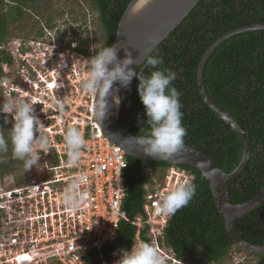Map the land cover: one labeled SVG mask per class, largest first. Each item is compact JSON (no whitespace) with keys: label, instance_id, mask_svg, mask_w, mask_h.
<instances>
[{"label":"trees","instance_id":"obj_1","mask_svg":"<svg viewBox=\"0 0 264 264\" xmlns=\"http://www.w3.org/2000/svg\"><path fill=\"white\" fill-rule=\"evenodd\" d=\"M28 1L34 5L40 3L41 10L37 9L33 13L24 11L23 6ZM131 1H70L77 8L78 17L74 19L75 22L84 25L87 34L80 40L79 33L73 30L76 38L68 41V48L92 57L97 54L96 50L114 45L118 25ZM5 7L9 11H5ZM55 9L47 0H0V44L5 46V50L0 52V105L9 99L3 92V80L14 82L13 77L18 76L7 43L9 23L23 17L31 23L36 15L41 16L46 25L37 23L31 27L32 35L25 36L26 39L35 40L39 34L38 27L48 26L51 30L54 29V21L48 17L50 13L55 21L63 18V12H56ZM90 11L94 13L91 22L95 27L94 37L93 33H89L88 27ZM73 23L68 26L70 29ZM256 24H264V0H200L184 21L151 54L163 57L165 63L162 67L178 73L173 86L181 93L182 125L187 129L184 144L193 146L210 157L226 173H232L239 166L244 143L240 135L204 102L198 85V71L205 53L218 39L235 29ZM98 25L103 30L101 39L95 36ZM66 36L67 31H59L55 40L60 44L64 43ZM26 39L25 42L28 41ZM3 64L9 66V74L3 71ZM139 71L140 68L137 73ZM143 71L145 75H149L153 69L144 68ZM203 77L206 91L213 102L231 114L249 136V161L241 174L229 182L231 203H247L256 198L264 187V30L236 35L218 46L207 60ZM138 85L139 80L134 77L119 120L134 135L140 132V122L146 120V110L138 94ZM14 123L11 116L0 113V128L5 130L6 136ZM9 147L11 148L10 142ZM128 161V188L124 210L130 219H136L143 213L145 186L151 177L145 167L161 172L159 177L163 179L166 170L174 164L148 161L145 165L130 156ZM13 165L20 168L23 162L12 157L11 149L0 153V177L14 172L16 168ZM176 166L193 174L192 183L196 185V194L186 207L171 216L161 238V245L172 247L178 258L191 264H233L231 252L236 254L245 251L229 238L224 219L212 196L210 183L197 168L189 165ZM237 231L250 244L264 246V203L237 219ZM135 233L136 228L122 221L117 239L104 248L106 259L111 260L114 255H120V249L130 251ZM143 238L150 243L146 231ZM249 256L254 259L251 264H264V255ZM242 262L236 264H248ZM101 263L97 255L91 253L85 258L84 264Z\"/></svg>","mask_w":264,"mask_h":264},{"label":"built area","instance_id":"obj_2","mask_svg":"<svg viewBox=\"0 0 264 264\" xmlns=\"http://www.w3.org/2000/svg\"><path fill=\"white\" fill-rule=\"evenodd\" d=\"M3 50L5 46L0 44V52ZM10 54L19 63L20 80L4 79L3 92L8 98L24 93L23 98L34 105L37 116L49 127L51 145L46 153H41L39 161L41 165L48 160L47 171L29 185L0 194V210L7 219L3 221L6 229L0 234V264H84L91 253L97 255L101 264H116L120 255L108 260L104 248L117 239L123 220L136 228L133 246L146 242V231L150 243L164 256L165 264H187L172 247L161 245L171 216L158 214L156 208L160 193L184 180L191 182L192 174L173 167L163 183L155 180L153 189L147 191L143 213L131 220L123 210L127 155L96 122V98L81 88L87 67L82 62L74 64L91 57L68 48L65 42L60 44L50 32L42 41L16 43ZM61 57L65 66L59 68ZM3 71L10 73L7 64H3ZM54 96H67L66 115L61 116L52 106ZM68 126L78 127L88 141L78 168L66 165L63 136ZM81 173L88 174V182L79 190L87 191L89 199L81 210L70 212L63 202V193ZM14 191L17 195L12 196ZM241 255H235L237 262L244 261Z\"/></svg>","mask_w":264,"mask_h":264},{"label":"clouds","instance_id":"obj_3","mask_svg":"<svg viewBox=\"0 0 264 264\" xmlns=\"http://www.w3.org/2000/svg\"><path fill=\"white\" fill-rule=\"evenodd\" d=\"M150 2L151 0H138L133 8V13L140 12ZM70 40H64V42L68 44ZM148 41L150 44L156 45L158 37L154 35L149 36ZM73 47H76V45L73 44ZM96 51L97 54L91 58L76 60L74 63L82 62L87 67V75L82 81L81 88L83 92L96 98L93 111L96 122L101 124L107 116L108 102L106 97L114 95L120 90V88H116L113 92V85L118 82L120 87L129 88L135 77L139 80L138 94L146 110V120L140 122V132L135 136V141L147 156L155 157L159 160L172 158L184 146V138L187 135V129L182 125L181 93L173 86V82L178 78V73L170 68L162 67L165 61L163 57L158 55H149L140 67L139 73H137L130 67L131 65H136L138 62L131 52L125 50V58L119 59L118 52L120 48L115 44L104 46ZM61 61L62 63L58 66L59 68L65 66L63 64V57H61ZM144 68H151L153 71L149 75H145ZM23 96L24 93L21 92L19 96L6 99L0 105V113L11 115L15 121L12 129L7 131V136L5 135V130L0 128V153L8 152L10 142L12 157L22 161L24 171L28 172L34 166L38 170L40 169L41 165L39 161L41 153L48 151L51 140L48 135L49 127H46L37 116L34 105L24 99ZM67 103V96L63 99L54 96L51 100L52 106L61 116L67 114ZM115 104L117 107L120 104L118 96H115ZM63 142L67 156L66 165L78 168L84 155V149L88 143L83 132L76 126H68L65 129ZM128 157L127 155V160ZM173 167L180 168L174 164L166 170L163 179L159 175H155L152 170L146 169L151 174V177L149 183L145 186V200L148 189H153L155 186L154 181L163 183L169 170ZM127 180L126 186L128 188ZM192 181L184 180L173 188L160 193L156 212L172 216L182 207H186L196 194V185ZM87 182L88 174L81 173L74 177L66 187L63 193V202L68 211L75 212L81 210L86 204L89 199V193L79 189L81 185H85ZM3 221L4 219L2 218V225ZM119 252L120 259L116 261V264H165L164 256L149 242H141L134 245L130 251L120 249ZM183 261L191 264L185 260Z\"/></svg>","mask_w":264,"mask_h":264},{"label":"water","instance_id":"obj_4","mask_svg":"<svg viewBox=\"0 0 264 264\" xmlns=\"http://www.w3.org/2000/svg\"><path fill=\"white\" fill-rule=\"evenodd\" d=\"M199 1L151 0L140 12L133 13V8L138 0H132L122 16L116 32L114 44L120 48L118 58H125V50L131 52L138 62L136 65L134 64L130 67L137 72L146 58L184 21ZM258 30H264V24L235 29L218 39L205 53L198 71V85L204 102L217 116L240 135L244 143L242 160L232 173H226L210 157L187 144H184L182 149L168 160H159L158 158L145 155L135 141V136L137 135L127 131L119 121L129 88L120 87L118 82L113 85V92L116 88H120L119 92L106 97L108 113L100 124L105 135L111 141L119 145L128 156L140 160L145 165L148 161H154L175 165H189L197 168L210 183L212 196L219 213L224 219L225 229L229 238L236 246L252 255H264V246L253 245L245 241L237 231V219L248 215L264 203V187L256 198L247 203L240 205H233L231 203L229 182L237 178L247 165L251 153V143L248 134L231 114L222 110L210 98L204 85L203 72L208 58L215 52L218 46L236 35ZM152 35L158 37L156 45H152L148 41V37ZM115 96H118L120 99L118 107L115 104ZM146 169L147 167H145ZM15 195L17 194L14 191L12 196Z\"/></svg>","mask_w":264,"mask_h":264},{"label":"rangeland","instance_id":"obj_5","mask_svg":"<svg viewBox=\"0 0 264 264\" xmlns=\"http://www.w3.org/2000/svg\"><path fill=\"white\" fill-rule=\"evenodd\" d=\"M47 1H49V3L51 5H54L56 7V9H55L56 12H63V18L60 20L57 19V21H55L53 16L51 15V13L49 14V16L47 15L49 17V19H52L54 21V24H55L54 29L51 30V28H48V26H45L43 28L38 27L39 29H38L37 33H39V34L36 35V37H37V38H35L36 41H42V39L44 38L45 35H47L48 32L52 33L53 36L57 37L59 31H63V30L67 31V36H66L65 40H70V39L72 40V39L76 38L75 35L73 34V30L76 31L77 33H79L80 40L85 38V36L87 34L86 33L87 30H85L84 25H82L80 22H75V20H74L75 18L78 17V15L76 14L77 8L72 6L69 3L72 0H47ZM37 4L38 3H36V5ZM36 5H34V4H32V2L28 1L27 5L23 6V9L26 12L31 11V13H33V11H36L37 9L41 10V4L39 3L38 4L39 6H36ZM44 5H46V4H44ZM18 6H21V4H19ZM13 7H16V6L13 5ZM5 11H9V10L6 9V7H5ZM70 11H72V13ZM93 14L94 13L91 12L90 15L88 16L89 33L90 34L93 33L92 37H94V28H95L93 23H91L93 20ZM36 16L33 18L34 21H32L31 23H28V19L26 20V17H23L16 22L12 21L9 23L10 25L8 28H9L10 32H9V36L7 37L8 38L7 43L9 45L8 48L10 49V51L12 50V48H15L16 43L25 42V39H26L25 36H28L30 33H32L30 31L32 29L31 28L32 26L36 25L37 23H43V25H46L45 24L46 21L41 16H38V17H36ZM9 20H10V18H9ZM73 21L75 23H73ZM76 21H80V20H76ZM70 23H73V25L71 26L72 29H70L68 27V26H70ZM35 31H37V29ZM30 35H32V34H30ZM40 36H42V37H40ZM95 36L97 39H101L103 36V30H102L100 25L96 26ZM26 40L32 41L33 39L32 40L26 39ZM14 68L18 70L19 69V63L15 62ZM19 76L20 75H18L17 77H13L14 82L17 81V78L20 80ZM18 84H20V83L18 82ZM9 149H11V148L9 147ZM40 161H42V160H40ZM50 161L52 162V160H50ZM50 165H52V164H50ZM47 166H48V160H46V164H44V162H42L39 170L34 166L30 171L25 172L23 169V165L20 168H16L13 165L12 167L16 168V170L14 172H11L10 174L7 173L4 177L3 176L0 177V194L8 193L9 191L15 190L16 188H20L22 186L29 185L31 183V180L39 177L38 175L41 174L42 172L47 171V168H48ZM163 172H165V171H163ZM153 173L155 175H161V172H157L154 170H153ZM1 202L2 201H0V203ZM3 205H5V203H3ZM2 218L4 219V222L7 221L6 215H3L2 212L0 211V226H1L0 228L6 229V226L2 225ZM240 253H242L240 258H243V260L246 263L249 264V262H250V264H251L252 263L251 261L254 260L251 256H249V254H247L245 252H240ZM230 258H231L233 264L237 263L233 251L231 252Z\"/></svg>","mask_w":264,"mask_h":264},{"label":"flooded vegetation","instance_id":"obj_6","mask_svg":"<svg viewBox=\"0 0 264 264\" xmlns=\"http://www.w3.org/2000/svg\"><path fill=\"white\" fill-rule=\"evenodd\" d=\"M1 227V226H0ZM1 231H2V229L0 228V234H1ZM2 242V239H0V243Z\"/></svg>","mask_w":264,"mask_h":264}]
</instances>
